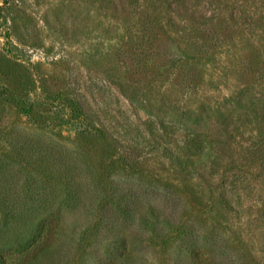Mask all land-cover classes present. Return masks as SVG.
Returning <instances> with one entry per match:
<instances>
[{"label":"rangeland","instance_id":"1","mask_svg":"<svg viewBox=\"0 0 264 264\" xmlns=\"http://www.w3.org/2000/svg\"><path fill=\"white\" fill-rule=\"evenodd\" d=\"M0 264H264V0H0Z\"/></svg>","mask_w":264,"mask_h":264}]
</instances>
